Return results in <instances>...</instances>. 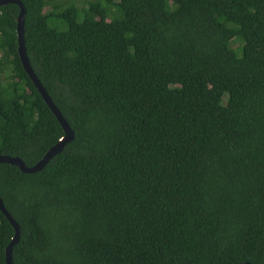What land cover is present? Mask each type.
<instances>
[{
  "label": "trees",
  "instance_id": "16d2710c",
  "mask_svg": "<svg viewBox=\"0 0 264 264\" xmlns=\"http://www.w3.org/2000/svg\"><path fill=\"white\" fill-rule=\"evenodd\" d=\"M20 1L73 138L39 171L0 163L12 262L264 264V0ZM17 12L0 6V155L30 166L63 132ZM12 236L0 211V264Z\"/></svg>",
  "mask_w": 264,
  "mask_h": 264
},
{
  "label": "water",
  "instance_id": "95a60500",
  "mask_svg": "<svg viewBox=\"0 0 264 264\" xmlns=\"http://www.w3.org/2000/svg\"><path fill=\"white\" fill-rule=\"evenodd\" d=\"M5 4H15L18 7V12L16 15V22H15V35H16V53L18 55V59L20 61L21 67L25 74L28 76L34 87L36 88L37 92L41 96L43 102L46 104L52 115L55 117L56 121L60 125L63 136L59 141H57L54 145L50 146L44 154L38 159L33 165L26 166L21 159L16 156H8V155H0V163H6L9 165H13L19 169V171L23 173H33L39 171L47 162L48 160L53 157L54 155L58 154L65 143L69 142L73 138V131L69 127L68 123L60 114L59 110L51 101L50 97L40 84L39 80L33 73L29 63L27 56L25 54L24 44H23V15H24V7L20 0H0V6ZM0 211L10 223L13 229V236L10 239V242L4 248V263L5 264H16L12 262L11 259V247L17 241L19 235V226L14 221V219L10 216V214L6 211L3 206V203L0 199ZM240 264H250L248 262H242Z\"/></svg>",
  "mask_w": 264,
  "mask_h": 264
},
{
  "label": "rangeland",
  "instance_id": "374dc122",
  "mask_svg": "<svg viewBox=\"0 0 264 264\" xmlns=\"http://www.w3.org/2000/svg\"><path fill=\"white\" fill-rule=\"evenodd\" d=\"M71 1L75 4V6L82 7L85 5V1H87V0H71ZM239 45H240L239 41L237 39H233L231 46L236 49ZM239 52H238V54H239Z\"/></svg>",
  "mask_w": 264,
  "mask_h": 264
}]
</instances>
